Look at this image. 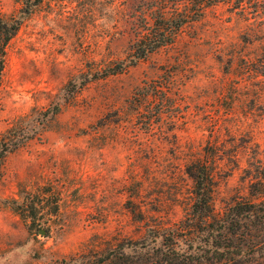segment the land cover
<instances>
[{
	"label": "rangeland",
	"instance_id": "1",
	"mask_svg": "<svg viewBox=\"0 0 264 264\" xmlns=\"http://www.w3.org/2000/svg\"><path fill=\"white\" fill-rule=\"evenodd\" d=\"M138 1L0 0L19 21L0 48V136L14 143L0 163V264L161 253L173 236L211 257L216 232L180 227L194 221L197 157L213 165L218 217L264 198V0L213 3L132 61ZM239 233L234 263L264 264L259 215Z\"/></svg>",
	"mask_w": 264,
	"mask_h": 264
},
{
	"label": "trees",
	"instance_id": "2",
	"mask_svg": "<svg viewBox=\"0 0 264 264\" xmlns=\"http://www.w3.org/2000/svg\"><path fill=\"white\" fill-rule=\"evenodd\" d=\"M225 0H139L135 5L136 17L133 22L134 41L131 44L132 61L143 59L161 47L174 43L182 29L191 21L199 19L205 8L213 3ZM241 1V0H237ZM18 18L0 16V48L4 54V48L13 37L18 28ZM128 64L118 63L114 68L108 69L105 74H113L122 71ZM14 143L8 137L0 136V163L12 149ZM194 178V201L191 208V219L196 223L181 225L185 231L183 234H191L192 227L201 225L210 232H216L212 240L215 246L214 255L208 257L206 253L197 251L181 252L175 247L173 237H167L169 241L166 250L161 253L144 251L136 248L134 253L128 252L123 246H112L100 253H80L69 258L62 259L58 264H194L196 261L211 259L212 263L236 264V257L232 253L240 254L243 243L240 228L243 220L252 215H259V232H264V198L258 203L236 202L232 205L229 215L218 217L213 205V165L210 159L197 157L188 165ZM57 201L53 205V211H57ZM136 208L134 211L136 212ZM142 213V211H140ZM25 219L30 221V226L40 224L42 218L34 213H26ZM187 232V233H186ZM169 231V234H173ZM263 234V233H262ZM259 233V237L262 236ZM233 237H236L235 240ZM264 235V234H263ZM209 242V239H205ZM264 244V237L259 239V248ZM236 251H235V249ZM140 250V251H138ZM217 254V255H216Z\"/></svg>",
	"mask_w": 264,
	"mask_h": 264
}]
</instances>
